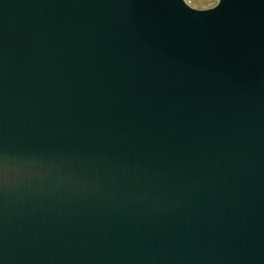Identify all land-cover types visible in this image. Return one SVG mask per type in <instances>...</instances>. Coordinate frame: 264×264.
I'll return each instance as SVG.
<instances>
[{
	"label": "water",
	"instance_id": "95a60500",
	"mask_svg": "<svg viewBox=\"0 0 264 264\" xmlns=\"http://www.w3.org/2000/svg\"><path fill=\"white\" fill-rule=\"evenodd\" d=\"M0 264H264V0H0Z\"/></svg>",
	"mask_w": 264,
	"mask_h": 264
},
{
	"label": "rangeland",
	"instance_id": "374dc122",
	"mask_svg": "<svg viewBox=\"0 0 264 264\" xmlns=\"http://www.w3.org/2000/svg\"><path fill=\"white\" fill-rule=\"evenodd\" d=\"M192 8L205 10L214 7L218 0H185Z\"/></svg>",
	"mask_w": 264,
	"mask_h": 264
}]
</instances>
